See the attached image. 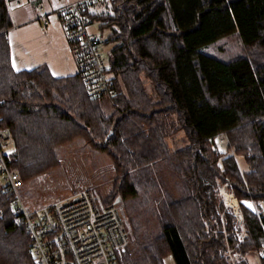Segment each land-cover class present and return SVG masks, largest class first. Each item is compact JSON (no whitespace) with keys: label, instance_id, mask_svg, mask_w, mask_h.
<instances>
[{"label":"trees","instance_id":"1","mask_svg":"<svg viewBox=\"0 0 264 264\" xmlns=\"http://www.w3.org/2000/svg\"><path fill=\"white\" fill-rule=\"evenodd\" d=\"M111 5V14L88 11L95 21L109 19L99 27L103 45L111 46L117 90L107 116L100 100L108 98L89 99L78 74L58 78L44 65L14 69L8 39L14 23L0 0V127L14 140L8 163L26 183L58 168L59 151L76 138L104 143L121 177L104 202L121 198L132 227L120 264H165L168 256L176 264H231L218 233L219 185L229 178L240 200H264V0ZM232 37L247 54L206 52ZM223 134L234 154L222 159L217 138ZM177 136L186 142L173 149L169 140ZM240 155L249 172L241 171ZM164 168L176 180L177 195L165 185ZM141 192L145 200L129 216L127 202ZM244 216L248 239L238 247L246 256L240 264H251L248 256L260 257L264 238L257 217L248 210ZM0 264H34L30 236L15 225L10 196L1 188Z\"/></svg>","mask_w":264,"mask_h":264},{"label":"built area","instance_id":"2","mask_svg":"<svg viewBox=\"0 0 264 264\" xmlns=\"http://www.w3.org/2000/svg\"><path fill=\"white\" fill-rule=\"evenodd\" d=\"M115 0H75L56 8L51 14L42 13L39 21L45 32L50 17L60 22L77 74L89 99L112 98L117 94L108 58L102 54L101 34L92 31L108 25L109 19L95 21L89 15L95 5ZM9 13L25 5V0H6ZM218 143L226 135H220ZM220 136H218L220 138ZM14 146L12 132L0 127V188L10 196L15 225L24 227L31 239L34 264H120L119 258L130 243V224L122 203L105 204L94 187L73 191L65 198L44 204L28 205L21 193L25 185L18 171L12 170L8 154ZM225 206L231 208L236 223L244 227L243 205L255 215L264 238V200H238L231 190L222 192ZM244 230V229H243ZM246 232V231H244ZM223 254L231 264H239L246 256L233 242V232L223 230ZM264 264V240L260 251Z\"/></svg>","mask_w":264,"mask_h":264},{"label":"rangeland","instance_id":"3","mask_svg":"<svg viewBox=\"0 0 264 264\" xmlns=\"http://www.w3.org/2000/svg\"><path fill=\"white\" fill-rule=\"evenodd\" d=\"M28 0L26 5L21 8H17L13 11V18L17 21L19 14L31 15L33 10L36 8L35 4L38 1H42V6L45 9L51 8L52 0ZM62 1V0H61ZM71 1V0H64ZM57 1L53 2L56 3ZM95 14H111L112 5L109 2L103 4H97L93 7ZM11 16V17H12ZM92 31L101 34V31L94 27ZM105 36L109 34V30L104 32ZM111 46L107 45L102 47V54L105 58H108V52L110 51ZM247 48L243 46L238 38H229L224 41L219 42L214 46H210L206 49L207 53L216 54L222 57H238L244 54H247ZM148 88L151 90V86L147 84ZM102 108L107 116H110L114 111V102L108 99L100 100ZM222 139L218 137V140ZM223 141L219 144L218 149L223 154L222 159L225 156L233 155L234 150L230 149L228 146V141L226 137H223ZM170 146L173 149L181 147L186 142L183 137L177 136L175 139L172 138L169 140ZM99 144V145H98ZM103 144L101 142L91 143L83 138H76L71 144L67 145L65 148H62L59 151V156L61 158V164L54 171L50 172L48 175L41 177L36 180L26 182L25 185L21 188V193L24 201L30 205L35 206L37 204H44L53 199L65 198L70 196L73 191L84 188V187H94L97 189L103 200L108 199L112 195L115 184L120 180L118 175L114 160L109 155V151L103 150ZM237 161L242 172L246 173L250 171V166L246 162V159L243 155L237 156ZM162 177L165 180V185L167 189L171 190L177 195L176 189V180L172 178L173 175L168 169L162 170ZM224 190H232V187L229 182V178L226 181H223L218 188V198L222 205V215L220 217V233L223 236V230L233 232V242L238 244V247L241 248L243 244L248 239V233L246 224L244 227L237 225L236 217L231 208L225 206L223 201L222 192ZM235 194V192H234ZM236 196V194H235ZM152 197H156L155 194ZM240 201V199L236 196ZM145 200V194H141L135 198L130 199L127 202V211L130 216V208L138 206L141 202ZM240 207L244 213L245 210H248L240 203ZM249 211V210H248ZM251 212V211H249ZM252 213V212H251ZM148 216V215H147ZM149 217V216H148ZM245 217V216H244ZM151 220L152 225L157 228V222L155 219ZM130 224V222H129ZM244 229V230H243ZM246 231V232H244ZM130 234L132 235V227L130 225ZM130 235V236H131ZM258 255H249V259H252L251 264H259ZM246 257L239 262H243ZM165 264H176L172 256L165 258Z\"/></svg>","mask_w":264,"mask_h":264},{"label":"crops","instance_id":"4","mask_svg":"<svg viewBox=\"0 0 264 264\" xmlns=\"http://www.w3.org/2000/svg\"><path fill=\"white\" fill-rule=\"evenodd\" d=\"M55 1L57 2L53 3ZM72 1L75 0L66 2L52 0L49 9H45L42 1H38L31 15L19 14L17 21L12 16L14 26L8 33V39L12 49V65L16 71L44 65L53 76L58 78L77 75L76 63L60 22L51 16V23L44 32L42 23L39 21L42 13L51 14L59 6ZM258 258L260 264V257ZM250 261L252 262V259Z\"/></svg>","mask_w":264,"mask_h":264},{"label":"water","instance_id":"5","mask_svg":"<svg viewBox=\"0 0 264 264\" xmlns=\"http://www.w3.org/2000/svg\"><path fill=\"white\" fill-rule=\"evenodd\" d=\"M121 202V198H118L117 200H116V203H120Z\"/></svg>","mask_w":264,"mask_h":264}]
</instances>
